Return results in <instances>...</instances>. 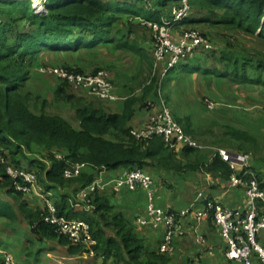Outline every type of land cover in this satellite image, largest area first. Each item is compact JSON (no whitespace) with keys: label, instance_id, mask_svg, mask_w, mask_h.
I'll list each match as a JSON object with an SVG mask.
<instances>
[{"label":"trees","instance_id":"trees-1","mask_svg":"<svg viewBox=\"0 0 264 264\" xmlns=\"http://www.w3.org/2000/svg\"><path fill=\"white\" fill-rule=\"evenodd\" d=\"M184 1L190 6V15L178 27L208 25L264 41V0H47L45 10L41 12L36 11L31 0L0 2V157L4 156L16 168L30 171L22 165V160L27 159V152L32 151L33 144L50 153L64 151L66 157L60 160L49 156L52 162L50 170L45 171L43 165L40 167L48 181L63 187L73 180H67L63 171L76 164L87 165L88 172L77 177V181L81 182L80 188L91 184L99 172L120 167L142 170L152 167L177 172L200 170L215 177L229 178L232 170L219 156L211 162H202L199 157L191 160L189 153L197 154V149L185 148L183 158L190 159L184 165L160 137L139 143L126 129L133 115L130 104L134 105V100L127 102L122 114H107L93 107L78 108L75 120L79 122V128L76 129L68 118L49 114V102L28 88L32 66L45 50L78 52L111 45L116 50H127L145 57L137 44L127 40L134 33L133 26L122 37L125 34L118 22L135 17L162 24L163 19H172V6L180 7ZM211 52L213 50L208 55ZM250 53L257 58L240 54L221 55L218 61L223 70L217 73L205 68V63L201 67V62L197 66L187 64L185 72L230 77L236 83L264 87V53L254 50ZM68 69L86 73L74 67ZM56 97L70 103L77 101L64 87L58 89ZM32 103L36 111L32 109ZM113 132L117 141L106 140L105 137ZM185 132L191 133L188 126ZM234 135L240 141H254L246 133L236 132ZM15 183L0 167V187L7 195L21 197ZM260 187L263 188V185ZM93 205L95 208L90 216L88 211L86 214L74 213L68 205V196H63L55 204L59 216L82 219L90 225L96 242L91 251L97 258L103 259V264H108L110 260L114 264H149L142 260L144 242L135 236L131 223L124 215L114 211L109 199L96 194ZM13 213L10 206L0 200V216L14 219ZM35 216L33 232L41 241L55 240L72 256L91 252L74 246L60 236L56 227L46 222V211ZM109 229L115 231V235H109Z\"/></svg>","mask_w":264,"mask_h":264},{"label":"crops","instance_id":"crops-1","mask_svg":"<svg viewBox=\"0 0 264 264\" xmlns=\"http://www.w3.org/2000/svg\"><path fill=\"white\" fill-rule=\"evenodd\" d=\"M235 33H237L239 39L243 41L244 47L248 49L257 48L260 39L257 37H247L241 32ZM225 43H229V46L233 45L232 42L222 41L219 46L222 47ZM226 46L228 45L226 44ZM221 47L218 49V52L224 53L226 50L221 49ZM258 48L263 49L259 44ZM83 51L84 50L78 52H60L64 56V64H67L69 67H78L89 73L96 70L99 66L106 69L109 79L115 84L118 100L107 103V106L105 105V113L122 114L126 108L127 102L131 97H136V94L140 91L138 85L135 84L137 75L142 69L141 60L139 57L135 56V53L127 50H116L111 45H100L94 50H91V52H93L92 54L85 55V57L81 54ZM43 52L44 51H42V53ZM96 54L97 58L95 57ZM37 59L38 57L36 60ZM202 60V55L195 53L190 66ZM179 69H183V66H180ZM221 69V67L217 66V70ZM195 75L197 78L202 76L200 73H194L191 75L190 79H194ZM188 77L186 86L191 84ZM209 78H213L212 81L217 82V95L226 93L229 97H232V95L238 97L239 93L243 95L245 92L253 93L257 91L260 92L261 90L264 91V87L262 86L236 83L233 82L230 77L210 76ZM164 80L165 76H162L161 73L159 84L160 92L163 91L165 87L163 85ZM182 85L184 87L185 83ZM150 97H152V94ZM130 110L133 111V115L126 126V129L129 130L131 128H141L145 126L151 114L155 112L151 114L142 112L135 104H130ZM238 121L240 124L243 123V120ZM225 126L232 127L235 125L227 121ZM241 129L243 132L248 131L243 129L242 126ZM115 134L116 133L113 132L111 136L115 138ZM220 147L223 148V146ZM224 149L229 151L226 147H224ZM32 150L36 153L35 149ZM206 150H197V154L189 153V157L191 160L199 157L202 162H211L212 153L207 156L206 153L208 151ZM184 151L185 148L179 150L178 160H180L181 157L183 158ZM31 153L32 151L28 152L27 159L25 160L26 166L32 170L34 169L32 166L37 165L38 172L41 176V180L39 179V181L42 185L40 186L37 184V186L32 189L31 193L27 194V196H24L22 199L15 198L13 205L0 195V200L7 203L14 212L12 215L14 219L4 216H0V218L8 220L7 224L13 220L18 221V224L20 223L24 227L22 230L17 228L20 232L18 234L13 225L11 235L9 236L13 248L12 250L9 249L8 246H4L0 243V263L6 264V260L11 258L12 264H103V259L97 258L92 253L85 252L77 256H72L67 252V249L57 241H41L33 232L36 223L35 214L42 215L45 213L46 203L49 200V202L56 204L63 196H69L68 205L71 209H74V213H80L85 208L78 200H74V188L72 186L63 187L58 183L47 180L45 171L51 169L52 162L45 157L43 159L37 157L33 158L35 155L28 158ZM189 157L188 159H190ZM33 160L35 162H32ZM181 161L184 165L188 164L186 158H183ZM41 165L45 168L44 172L40 170ZM125 170L126 167H120L114 170L99 172L97 176L102 177L105 186L104 189L100 191V195L109 199L114 210L123 213L124 217L131 223L135 236L144 242V251L142 255V260L144 262L149 264H241L227 259L226 241L214 226L213 221L210 219L198 221L195 218L194 212L182 218L181 225L183 232L181 235L175 237L172 249L167 253H161L160 247L164 240L165 229L163 227L158 229L143 227L136 221L137 217L144 211L147 203L144 190L138 187L133 191L128 189L117 191L115 188L114 181L120 177ZM143 170L156 184L157 205L166 210L175 212H182L187 209H194L195 211L201 210L202 202L198 200L199 193H203L205 196L220 202L225 207L238 208L240 210H245L246 208L247 196L245 188L232 186L228 177H215L200 170L177 172L152 167H145ZM248 170L258 178L264 190V164L261 162L257 163V161L251 157ZM42 188H44V192ZM3 195L11 198V195H7L5 191ZM75 201L76 203H74ZM259 206H261L264 212V200L259 201ZM25 230H28V237L24 234ZM112 234L114 235V233ZM148 256H154L158 259L149 258ZM108 264H114V261L110 260Z\"/></svg>","mask_w":264,"mask_h":264},{"label":"rangeland","instance_id":"rangeland-1","mask_svg":"<svg viewBox=\"0 0 264 264\" xmlns=\"http://www.w3.org/2000/svg\"><path fill=\"white\" fill-rule=\"evenodd\" d=\"M177 6L178 5H173L172 8H177ZM36 11L39 12V10ZM151 24L159 25V23L147 22V20L143 18L135 17L130 18V20L118 22L119 28H121L123 34H125L122 37L126 36L128 31L131 30L130 27L133 26L134 33L130 34L127 40L129 43L137 44V46L140 47L139 50L145 54V57L135 54V56L139 57L142 63V69L137 75L135 84L138 85V89L140 91L136 94V97H131L130 100H134L135 106H138L140 111L147 112L149 114L154 111L156 112L158 108L161 107L162 101H164L171 110L174 118L184 128V130L188 126L191 131L188 135H190L199 144L203 145L205 147L203 150L207 149V156L210 153L214 154V152L218 149H224V147H226L229 151L248 155L250 158L253 157L257 163L261 162L264 164V91L261 90L260 92L257 91L253 93L245 92L243 95L239 93L238 97H234L233 95L232 97H229L226 93H220L217 95V82H213V78H209L210 76L200 73L202 75L200 78H197L195 75L194 79H190L191 75L194 73L196 74L197 72H185V67L187 64H191V61L193 60V54L191 58L188 59V63L186 62L187 64L178 65L165 75V80L163 82L165 87L161 93L159 90V84L161 80V73L163 76L165 67L163 62H158L154 58V50L157 44L158 33L155 31L154 25ZM178 25H175V28L172 29L175 39L179 38L183 32L194 31L199 33L203 39L208 40L211 43V49H206V51L203 49H197L195 53L201 54L203 57V60L200 61L202 63L200 64L201 67H204L205 63V68H208L216 73L217 71H220L217 70V66L223 68V65L218 61V58L223 54L232 56L240 54L247 57H256L255 54L250 52L254 50L264 53V41H258V44L261 45L263 49L258 48V44L255 49H247L243 46V41L239 39L238 34L233 30H221L208 25L199 24L190 26L182 25L180 27H178ZM178 35L179 37H177ZM222 41L232 42L233 46H229V43H225V45L221 47L219 45ZM226 44L228 46H226ZM220 47L226 51L224 53H219L218 49H220ZM211 50H213V52L208 55V52ZM244 50H248V52ZM92 53L93 52H91V50L84 49L81 54L85 57V55H90ZM95 57L97 58V54ZM34 63L35 66L34 64L32 66V78L29 82L28 88L49 102V108L47 109L49 114L62 115L68 118L76 129L79 128V122L75 120L78 108L93 107L95 109H102L105 111L107 103L115 102L101 100L93 95H90L88 92L60 80L55 75L50 74L47 69L48 67H51V65L53 67L72 68L67 64H64V56L61 52H50L45 50L43 53L41 52L38 55V59ZM180 66H183V69H179ZM193 66H197V64H194ZM78 69L83 70L81 68ZM97 69L107 72V70L102 66H99ZM187 77L189 78L191 84L186 86ZM182 82L185 83L184 87ZM113 85L114 92L116 93L115 84L113 83ZM60 87H64L68 94L74 95L77 98V101L70 103L59 100L58 97H56V93ZM151 94L152 97H150ZM34 105L35 104L32 103L31 107L36 111L37 108ZM238 120H243V123L240 124ZM227 121L232 122L235 126H225ZM241 126L243 129L248 131L243 132ZM236 132L249 134L253 137L254 141H240L234 135ZM105 139L113 142L117 141L116 138L111 136V133L107 135ZM219 145L223 146V148ZM32 149H35L36 153L32 150V153L28 158L35 155L33 158L37 157L43 159L45 157L47 160L51 161V159H49L50 155H53L54 159L60 160L61 158H65V154H67L64 151H53L50 153V151L37 144H33ZM175 153L178 156L179 152ZM181 160H183L182 157L180 161ZM186 160L188 159L186 158ZM32 162L35 161L33 160ZM10 165L11 164L4 159V156L0 157L1 168L7 170V167ZM22 165L26 166L25 160H22ZM32 168L34 169H30V171L37 176V184L41 186L42 184L39 181V179L41 180V176L38 172L37 165H33ZM87 172L88 171L86 170V173ZM77 179L78 178H74L71 182L66 184V186H72L74 188V200H78V191L80 189L79 185L81 183H79ZM42 189L44 192V188ZM3 192V189L0 187V195L3 196V198H5L11 205L15 202V198L22 199L24 196H27V194L20 192L22 194L21 197L11 195L10 198L4 196ZM49 201L46 203V213L48 216L50 215L48 210ZM74 203H76V201ZM91 205H93V203ZM114 211L120 212L118 210ZM85 212L86 211L84 209L77 214H86ZM91 213L92 211H90V216L92 215ZM75 218L78 217L75 216ZM7 222L8 220L0 218V243L4 246H8V248L12 250L13 248L11 246V239L9 236L11 235L13 225L18 234L20 233L19 230H22L24 227L22 224H18V221L13 220L9 224H7ZM17 228H19V230ZM27 231L28 230H25L24 234L28 237ZM107 233L109 235H113L112 233H114L115 235V231L111 229L107 230ZM91 248L88 250L91 251ZM90 253L94 254L92 251Z\"/></svg>","mask_w":264,"mask_h":264},{"label":"built area","instance_id":"built-area-1","mask_svg":"<svg viewBox=\"0 0 264 264\" xmlns=\"http://www.w3.org/2000/svg\"><path fill=\"white\" fill-rule=\"evenodd\" d=\"M46 5L47 0H40V4L34 8L41 12L45 10ZM189 15L190 6L187 1H184L180 7L172 10L171 20L163 21L159 25L151 24L154 25V29L158 33L154 58L156 61L164 63L163 76L176 66L187 64L188 59L197 49L212 48L208 40L203 39L199 33L194 31L183 32L180 37L178 36L179 38L175 39L172 29L187 19ZM47 70L60 80L101 100H118L114 92V85L104 70H99L96 73H81L65 67L53 66L48 67ZM129 132L139 142L151 141L160 137L165 146L173 152H179L181 148L205 149L203 145L185 132L164 101H162L161 107L151 114L145 126L131 128ZM216 156L222 158L230 166L232 170L229 177L231 185L245 188L247 196L245 210L225 207L203 193L198 194V200L202 202L201 210L187 209L182 212L166 210L157 205L156 184L142 169L126 168L123 174L114 181V185L117 191L122 189L133 191L138 187L144 190L147 203L136 221L143 227L155 229L163 227L165 229L164 240L160 247L161 253H167L172 249L175 237L183 232L182 218L194 212L198 221L205 219L213 221L214 226L226 241L228 260L241 264H264V212L259 206V201L264 200V190L260 187L258 178L248 170L251 158L248 155L224 149L216 150L211 159ZM86 169V164H76L65 169L63 175L66 179H74L81 176ZM6 173L10 179L16 181L15 188L19 192L29 194L37 186V176L29 170L10 165L7 167ZM104 187L102 177L97 176L91 184L79 189L78 202L83 205L85 211L94 210V205H91L94 196L99 194ZM48 210L50 215L45 220L56 227L60 236L67 238L74 246L85 249L95 245L96 242L87 222L59 216L56 207L51 202H48ZM6 264H12L11 258L6 260Z\"/></svg>","mask_w":264,"mask_h":264},{"label":"bare ground","instance_id":"bare-ground-1","mask_svg":"<svg viewBox=\"0 0 264 264\" xmlns=\"http://www.w3.org/2000/svg\"><path fill=\"white\" fill-rule=\"evenodd\" d=\"M40 4V0H36L34 3V7L38 6Z\"/></svg>","mask_w":264,"mask_h":264},{"label":"water","instance_id":"water-1","mask_svg":"<svg viewBox=\"0 0 264 264\" xmlns=\"http://www.w3.org/2000/svg\"><path fill=\"white\" fill-rule=\"evenodd\" d=\"M4 1H11V0H0V2H4ZM32 2H35L36 0H31Z\"/></svg>","mask_w":264,"mask_h":264},{"label":"clouds","instance_id":"clouds-1","mask_svg":"<svg viewBox=\"0 0 264 264\" xmlns=\"http://www.w3.org/2000/svg\"><path fill=\"white\" fill-rule=\"evenodd\" d=\"M33 3H35V2H33ZM100 194V193H99Z\"/></svg>","mask_w":264,"mask_h":264}]
</instances>
